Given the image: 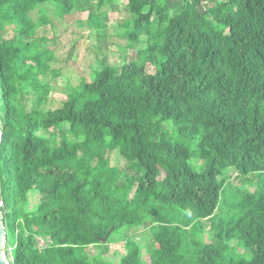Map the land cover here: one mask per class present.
Masks as SVG:
<instances>
[{"label": "trees", "instance_id": "1", "mask_svg": "<svg viewBox=\"0 0 264 264\" xmlns=\"http://www.w3.org/2000/svg\"><path fill=\"white\" fill-rule=\"evenodd\" d=\"M122 1L130 18L117 30L143 46L118 63L104 55L48 108L58 59L39 35L47 8L87 11L107 45L103 9L120 7L0 0L9 263L264 264V0ZM120 242L126 252L108 258Z\"/></svg>", "mask_w": 264, "mask_h": 264}, {"label": "rangeland", "instance_id": "2", "mask_svg": "<svg viewBox=\"0 0 264 264\" xmlns=\"http://www.w3.org/2000/svg\"><path fill=\"white\" fill-rule=\"evenodd\" d=\"M116 4L120 9L114 10L110 5L103 9L113 21L108 28L107 45H103V41L90 34L86 24L87 11L74 12L62 17L55 14V9L47 6L46 11L52 21L40 29L39 35H45L48 38L47 45L56 49L58 59L57 63L53 64L54 69L50 75L53 90L47 104L48 108L61 106L67 99L70 88L79 85L83 79L90 81L94 69L99 68L98 59L104 55H107L112 63H118L121 60V55L125 54L131 57L136 48L143 46L141 43L136 48L132 47L128 40L119 34L117 30L119 22L122 19L130 18V14L123 10L124 2L122 0H116ZM32 16L37 20L39 12H34ZM11 35L12 31L8 33V36ZM96 45L102 46L101 51L97 49ZM150 71H153V68H150ZM111 161L113 165L125 166L124 161L116 151L111 153ZM192 163L195 165L201 161L193 159ZM233 179L236 185H240L242 182L236 177ZM227 196L230 199V196ZM92 252H96V249L92 248ZM124 252L126 249L123 242L112 244L108 258L117 260Z\"/></svg>", "mask_w": 264, "mask_h": 264}, {"label": "water", "instance_id": "3", "mask_svg": "<svg viewBox=\"0 0 264 264\" xmlns=\"http://www.w3.org/2000/svg\"><path fill=\"white\" fill-rule=\"evenodd\" d=\"M1 134L2 131L0 129V140H1ZM3 206V201L0 198V264H10L6 254H5V244H6V228L4 225V221L1 215V208ZM113 228L110 229V231L101 239L102 243H106L108 241V238L112 232Z\"/></svg>", "mask_w": 264, "mask_h": 264}]
</instances>
